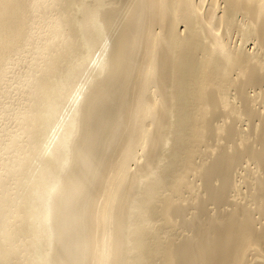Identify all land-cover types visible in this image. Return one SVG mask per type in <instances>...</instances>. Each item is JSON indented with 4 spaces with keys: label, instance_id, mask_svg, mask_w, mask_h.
<instances>
[{
    "label": "bare ground",
    "instance_id": "obj_1",
    "mask_svg": "<svg viewBox=\"0 0 264 264\" xmlns=\"http://www.w3.org/2000/svg\"><path fill=\"white\" fill-rule=\"evenodd\" d=\"M0 264H264V0H0Z\"/></svg>",
    "mask_w": 264,
    "mask_h": 264
}]
</instances>
